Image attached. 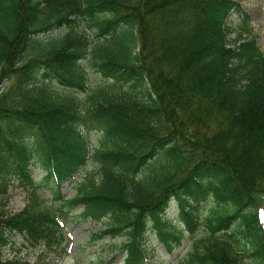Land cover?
<instances>
[{
	"label": "trees",
	"instance_id": "obj_1",
	"mask_svg": "<svg viewBox=\"0 0 264 264\" xmlns=\"http://www.w3.org/2000/svg\"><path fill=\"white\" fill-rule=\"evenodd\" d=\"M233 13L248 22L239 0H0V185L35 188L40 168L60 188L96 159L101 182L89 176L92 186L61 207L108 218L94 238L123 237L122 264H149L152 227L170 252L184 231L207 230L181 264H244L234 244L264 264V52L256 36L230 38ZM81 21L99 41L122 40L92 45L75 30ZM86 63L129 90L83 98ZM13 79L16 87L3 85ZM50 83L64 96L54 98ZM85 129L104 134L95 153ZM144 169L151 173L138 179ZM174 200L181 229L167 215ZM16 235L65 251L50 210L0 206V251ZM0 264L30 263L0 256Z\"/></svg>",
	"mask_w": 264,
	"mask_h": 264
},
{
	"label": "rangeland",
	"instance_id": "obj_2",
	"mask_svg": "<svg viewBox=\"0 0 264 264\" xmlns=\"http://www.w3.org/2000/svg\"><path fill=\"white\" fill-rule=\"evenodd\" d=\"M243 5L244 11L248 14L249 20L244 22L243 14L233 13L227 20V26L231 28L230 38L243 40L245 38L256 36L261 50L264 52V0H239ZM75 30L79 33H84L88 36L90 42L93 44L99 41L97 33L93 28H89L87 23L81 21ZM69 31L56 30L52 42L60 40ZM123 34H110L100 39V44L112 45L120 39ZM86 63V73L88 81V90L80 92L83 98H86L91 93L98 92L104 95H116L124 93L129 90L128 85H123L104 78L99 72L94 70ZM10 83L9 85L7 83ZM7 84L9 88H14L17 85L16 79L4 81L3 85ZM58 84V83H56ZM56 84H49V92L54 98L63 97L61 87ZM48 85V86H49ZM84 135L87 141V147L91 153H95L100 148L104 140V134L100 130H84ZM101 162L92 159L88 164L82 168L79 174L72 178L69 182L58 188L53 179H47L46 173L36 168L34 177L36 179L37 187L31 184H23L21 181L11 179L8 184L0 185V206L10 214L21 212L25 207H31L33 210H51L56 213L63 224L65 232V239L61 247H65V251L57 253L54 250L47 249L43 245L39 247H30L26 241L20 236L16 235L12 239V243L0 251V256L3 260L21 259L28 261L30 264H122L125 257V252L120 249L123 242V237L110 238L109 236L103 239L94 238L98 232L106 229L108 225V218L101 220H94L85 218L81 214V209L68 207H61L64 199L73 198L81 184L85 183L86 187H91L90 177H92L95 184L101 182ZM92 173V175H90ZM151 173L150 169H144L138 174V179H144ZM90 176V177H89ZM60 191L62 199H55L56 192ZM258 201L260 209L264 218V194H262ZM211 207L210 203H205L202 208L203 216H206ZM178 213L177 201L172 202L171 208L167 215L172 217V223L178 229L182 228L179 224L176 214ZM153 222H151L152 224ZM153 225V224H152ZM183 239L179 246L173 252L167 250L166 246L160 241L158 230L152 227L144 237V243L149 251V264H181L190 254L193 245L208 236L207 230L202 227L197 234L191 235L189 232H183ZM234 244V243H233ZM239 259L244 264H257L247 256L243 245L237 246Z\"/></svg>",
	"mask_w": 264,
	"mask_h": 264
}]
</instances>
